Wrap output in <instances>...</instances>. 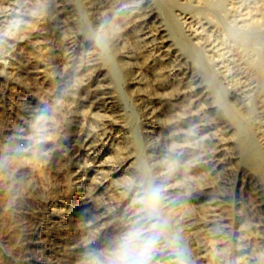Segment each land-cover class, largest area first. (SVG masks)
<instances>
[{
	"label": "bare ground",
	"instance_id": "obj_1",
	"mask_svg": "<svg viewBox=\"0 0 264 264\" xmlns=\"http://www.w3.org/2000/svg\"><path fill=\"white\" fill-rule=\"evenodd\" d=\"M244 1L0 0V169L35 213L17 264H113L134 229L149 264H264L255 87L226 60L263 27Z\"/></svg>",
	"mask_w": 264,
	"mask_h": 264
},
{
	"label": "rangeland",
	"instance_id": "obj_2",
	"mask_svg": "<svg viewBox=\"0 0 264 264\" xmlns=\"http://www.w3.org/2000/svg\"><path fill=\"white\" fill-rule=\"evenodd\" d=\"M235 1L237 4L236 6L238 8L241 6L240 9L244 8L246 11V8L248 7L247 1H244V0H235ZM249 5H250V8H252V12L255 15L258 14L257 15L258 17H262V19H264V0H254V2L250 3ZM244 9H243V11H244ZM232 19H233V16H232V18L227 17V20H224V21L226 23H229L230 20H232ZM262 21H263L262 22L263 27H262V29L259 30L260 34L258 32V33H254V34L251 33L250 34L251 37H249V35L246 36L247 37L246 40L247 41L249 40L248 41L249 44L251 42L250 40H252L253 38L256 39V38L260 37L261 39L262 38L264 39V20H262ZM221 25H219V29L223 28V24H221ZM223 30H220V32L222 33V37H224V35H225ZM244 31H246V28L244 29ZM233 39L235 42L232 40V37H230V36H228V38L226 39V43L228 45L227 47L229 48V49H227L229 52H227V55H226L227 59L226 60H227V62H230L228 64H229V66H231L230 67L231 68V74L235 77V79H238V80L240 79L241 81L244 82L243 85H245V83H246L247 87H249V86H250V88H252V86L255 87V89L252 88V89H254V91L252 90V92H253L252 98L254 101V107L256 109H254V107H253V110L250 111L249 113H247V116H246L247 119H245V124L252 131L257 133L256 136L258 138H262V137H264V90H263V88H261L262 77L259 74V72L255 66V61L257 60V58H256L257 55L255 56L256 48H254L253 42H251V44L248 45L246 40L241 41V40L236 39V38H233ZM252 41H254V39ZM242 42H243V44H242ZM230 47H231V50H230ZM252 48L255 50H253ZM254 56H255V58H254ZM251 59L254 60V62ZM249 61L251 62V65H250ZM252 64H253V67H252ZM263 66H264V64H263ZM248 83H251V84H249V86H248ZM251 112H252V114H251ZM2 169H0V171H1L0 172V253H2L3 255L0 254V264H17L19 252L17 251L18 247H16V246H18L17 244L23 238V236L26 235V233H28V231L30 230L29 228H32L31 226L33 225V221L35 219V213L33 212L31 199L24 197V196H23V198H22V196H17V198H15V199L8 198V195H7L8 190H6V189L11 187V180L9 178V173H6L5 170L3 169L4 170L3 171ZM4 173H6V174H4ZM54 176H56V178ZM52 177L56 183H59L61 181V176H58V175L53 173ZM57 180H58V182H57ZM5 191H6V193H5ZM20 198H22V200ZM17 199H19V200H17ZM12 200H14V201L12 202ZM7 207H9L11 209H9ZM24 231L25 232L27 231V232L23 233ZM6 245L10 249V257H12V258L9 257V259H5V251H6L5 247H6ZM13 256H16V257H13ZM112 260L113 259H109L108 262H113L114 260L113 261Z\"/></svg>",
	"mask_w": 264,
	"mask_h": 264
},
{
	"label": "clouds",
	"instance_id": "obj_3",
	"mask_svg": "<svg viewBox=\"0 0 264 264\" xmlns=\"http://www.w3.org/2000/svg\"><path fill=\"white\" fill-rule=\"evenodd\" d=\"M158 200L159 193L153 191L147 194L145 203L149 209H155ZM153 247V239L144 238L141 240L140 230L134 229L124 238L113 264H149Z\"/></svg>",
	"mask_w": 264,
	"mask_h": 264
}]
</instances>
